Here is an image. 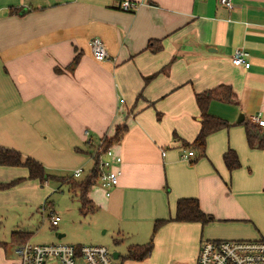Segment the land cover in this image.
Instances as JSON below:
<instances>
[{
	"label": "crops",
	"instance_id": "crops-1",
	"mask_svg": "<svg viewBox=\"0 0 264 264\" xmlns=\"http://www.w3.org/2000/svg\"><path fill=\"white\" fill-rule=\"evenodd\" d=\"M120 1L0 0V147L67 175L126 126L110 145L122 156L118 184L109 196L100 186L88 192L108 223L150 230L175 214L179 198L197 197L214 219L169 221L157 244L165 236L189 259L205 239L264 238V149L249 146L237 121L264 120V0H234L232 9L218 0H133L144 2L133 12ZM95 36L116 61L93 57ZM152 39L163 45L156 53L147 49ZM238 47L249 52V68L233 63ZM220 84L237 103L212 99L208 112L231 126L207 137L206 156L186 159L184 144L201 126L195 95ZM229 148L241 161L233 171L223 160Z\"/></svg>",
	"mask_w": 264,
	"mask_h": 264
},
{
	"label": "rangeland",
	"instance_id": "rangeland-1",
	"mask_svg": "<svg viewBox=\"0 0 264 264\" xmlns=\"http://www.w3.org/2000/svg\"><path fill=\"white\" fill-rule=\"evenodd\" d=\"M160 112L157 116H160ZM164 121L173 124L174 118L169 115ZM93 164L94 160L91 159L84 166L81 176L75 179L85 178ZM63 173L72 175L70 172ZM19 178L18 183L0 188V264H18L17 244L12 238L14 231L29 232L32 243L104 245L112 254L119 252L121 256L116 259H120L123 264H196V256L187 259L186 255L177 253L176 248L168 246L165 236L157 244V232L154 249L148 257L142 260L128 259L126 256L131 245L146 244L152 238L154 224L146 231L120 232L117 224L113 221L108 223L99 209L88 212L80 209L82 202L79 189L74 187L73 181L49 179L41 183L38 179L29 178L26 167L1 168L0 183ZM96 184L91 187L93 192L99 186ZM51 212L60 216L57 226H53L50 221ZM164 250L169 254L165 260L162 259Z\"/></svg>",
	"mask_w": 264,
	"mask_h": 264
},
{
	"label": "trees",
	"instance_id": "trees-1",
	"mask_svg": "<svg viewBox=\"0 0 264 264\" xmlns=\"http://www.w3.org/2000/svg\"><path fill=\"white\" fill-rule=\"evenodd\" d=\"M21 8H11L10 13H18ZM163 45L160 40H150L147 45V49L151 52L156 53L162 49ZM79 55H76L74 60L71 62L69 67H75L78 63ZM156 75V74H154ZM153 75V76H154ZM153 76L145 78L148 82ZM197 105L200 109V129L191 143L186 142L184 145L190 147L195 155V160L206 156L207 137L223 128L230 127L231 124L218 116L211 115L208 112L209 103L212 99H217L226 103H237V98L234 95V91L230 85L220 84L215 88L205 90L203 92L196 93L195 95ZM245 126L246 138L251 148L264 149V125L255 123L251 120L244 119L240 122ZM127 131L126 126H117L116 133L113 137L105 136L102 140V144L98 146L100 150L105 151L110 145L118 142L122 139L124 133ZM176 137V136H174ZM100 152V151H99ZM99 152L93 155L94 165L85 175V178L75 179L73 175H56L49 173L45 166L38 160L32 157H23L22 154L14 149L0 147V166H24L29 171L30 179H38L41 183L55 179L57 181H73L74 187L79 189V196L81 199L80 209L84 212L94 211L98 209V206L88 197V192L91 187L98 182L100 176V169L98 166V155ZM223 160L229 171H233L241 166V161L238 153L229 148L223 154ZM21 178L8 182L0 183V188H6L14 185L20 181ZM214 217L211 214L206 213L200 206L199 199L197 197H182L177 200L175 214L169 218L158 219L154 224V231L152 238L146 244H133L129 247L128 255L126 258L133 260H142L148 257L154 249V236L161 226L169 221L179 222H192L197 221L202 224L209 223ZM29 232L14 231L12 238L16 244H20L29 240ZM1 245V243H0Z\"/></svg>",
	"mask_w": 264,
	"mask_h": 264
},
{
	"label": "built area",
	"instance_id": "built-area-1",
	"mask_svg": "<svg viewBox=\"0 0 264 264\" xmlns=\"http://www.w3.org/2000/svg\"><path fill=\"white\" fill-rule=\"evenodd\" d=\"M218 2L228 9L234 7V0H218ZM142 5L144 2L133 0H121L118 3L121 10L129 12L136 11ZM88 45L96 60L116 61V57L109 53L100 37H91ZM232 59L233 63L238 66L249 68L251 65L249 52L243 47L235 49ZM251 121L264 125V120L258 115H253ZM97 152H99L97 162L100 169L97 184L109 196L112 188L118 184L122 173L120 168L122 156L116 154L112 146L103 152L97 148ZM194 155L193 150L185 148L184 158L189 159ZM83 171L84 169L79 167L73 171L72 175L81 176ZM50 221L53 226H57L60 216L51 212ZM16 252L20 264H122L120 259H116L110 249L104 245H76L63 242L32 243L28 240L17 244ZM196 264H264V238L205 239L201 242Z\"/></svg>",
	"mask_w": 264,
	"mask_h": 264
},
{
	"label": "water",
	"instance_id": "water-1",
	"mask_svg": "<svg viewBox=\"0 0 264 264\" xmlns=\"http://www.w3.org/2000/svg\"><path fill=\"white\" fill-rule=\"evenodd\" d=\"M244 120V115L243 114H240L239 118H238V122H242ZM115 257L118 258L119 257V254L117 252L114 253Z\"/></svg>",
	"mask_w": 264,
	"mask_h": 264
}]
</instances>
